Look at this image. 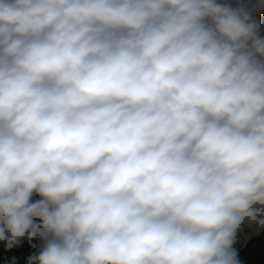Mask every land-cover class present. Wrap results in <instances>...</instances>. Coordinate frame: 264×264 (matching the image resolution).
Here are the masks:
<instances>
[{"label": "clouds", "instance_id": "clouds-1", "mask_svg": "<svg viewBox=\"0 0 264 264\" xmlns=\"http://www.w3.org/2000/svg\"><path fill=\"white\" fill-rule=\"evenodd\" d=\"M246 223L264 227L247 12L0 0V241L50 237L29 264H239Z\"/></svg>", "mask_w": 264, "mask_h": 264}, {"label": "rangeland", "instance_id": "rangeland-1", "mask_svg": "<svg viewBox=\"0 0 264 264\" xmlns=\"http://www.w3.org/2000/svg\"><path fill=\"white\" fill-rule=\"evenodd\" d=\"M216 3L247 12L257 25V35L264 39V0H216ZM39 199L41 197L34 193L30 203ZM48 239L50 237L40 235L29 239L26 233L11 246L7 239L0 241V264H29L30 259L40 254ZM233 248L239 264H264V227L244 224L236 235Z\"/></svg>", "mask_w": 264, "mask_h": 264}]
</instances>
